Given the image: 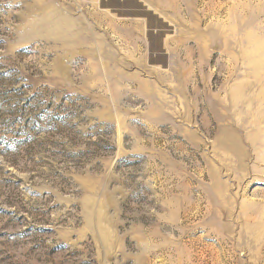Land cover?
<instances>
[{
    "label": "rangeland",
    "instance_id": "374dc122",
    "mask_svg": "<svg viewBox=\"0 0 264 264\" xmlns=\"http://www.w3.org/2000/svg\"><path fill=\"white\" fill-rule=\"evenodd\" d=\"M0 264H264V0H0Z\"/></svg>",
    "mask_w": 264,
    "mask_h": 264
}]
</instances>
